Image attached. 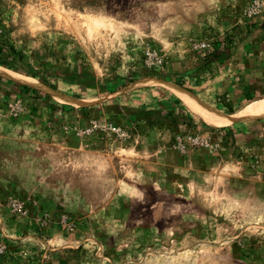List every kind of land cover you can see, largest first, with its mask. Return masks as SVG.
Returning <instances> with one entry per match:
<instances>
[{
  "label": "rangeland",
  "instance_id": "obj_1",
  "mask_svg": "<svg viewBox=\"0 0 264 264\" xmlns=\"http://www.w3.org/2000/svg\"><path fill=\"white\" fill-rule=\"evenodd\" d=\"M0 46V264H264V0H0Z\"/></svg>",
  "mask_w": 264,
  "mask_h": 264
},
{
  "label": "crops",
  "instance_id": "obj_2",
  "mask_svg": "<svg viewBox=\"0 0 264 264\" xmlns=\"http://www.w3.org/2000/svg\"><path fill=\"white\" fill-rule=\"evenodd\" d=\"M39 84V83H38ZM146 84V79H141V80H138V81H135V82H133V83H131L130 84V86L132 87V88H135L134 90L136 91L135 92V94H139L138 96H140V95H142L141 93H140V91H145V85ZM41 87H43L42 85H37V87H35V88H41ZM170 90L175 94L174 96V98L175 99H180L181 100V102H182V104H183V106H184V108L186 109V112L188 111V107L186 106V104L184 103V101L179 97V93L178 92H180V93H182V94H184V95H187V97H188V95H190L191 97H193L191 94H189V93H187V92H185V91H182V90H180V89H178V88H170ZM134 93V92H133ZM145 93V92H144ZM55 95H57V94H55ZM58 97H60L59 95H57ZM60 98H63V97H60ZM196 101H198L195 97H193ZM72 102H80L81 101V99H70ZM264 99H261V100H254V101H252V102H249L247 105H246V107H245V113H248L251 117H253V118H264V117H260V116H258L257 114H255L258 110V108H261V106H263V103H264V101H263ZM258 101H260V102H258ZM199 102V101H198ZM255 102H258V103H255ZM200 103V102H199ZM201 104V103H200ZM202 105V104H201ZM202 106H204V105H202ZM250 106H254V107H250ZM205 108H207L208 110H210L208 107H206V106H204ZM166 108V110H169L170 112H175V109H173L169 104L167 105V107H165ZM188 108V109H187ZM190 111H191V109H189ZM193 112V111H192ZM210 112L214 115V117H215V119H216V121H217V124L218 125H213V126H226V125H229L230 123H232L234 120H236V114H233V115H229V116H223V115H221V114H218V113H216V112H213V111H211L210 110ZM235 112V111H234ZM234 112H232V113H234ZM195 115H197V116H199L203 121H205L200 115H198L197 113H195V112H193ZM232 113H230V114H232ZM206 122V121H205ZM210 124V123H209Z\"/></svg>",
  "mask_w": 264,
  "mask_h": 264
},
{
  "label": "bare ground",
  "instance_id": "obj_3",
  "mask_svg": "<svg viewBox=\"0 0 264 264\" xmlns=\"http://www.w3.org/2000/svg\"><path fill=\"white\" fill-rule=\"evenodd\" d=\"M0 74L4 77H13V74L11 72H9L8 70L0 67ZM16 78H18L20 81H22L23 83L27 84V85H32V86H37L38 84L32 80L29 79L27 77L21 78L19 76H15ZM37 84V85H36ZM179 97L184 101V103L186 104V106L191 109V111L197 113L198 115H200L207 123L213 124V125H218L217 121L214 117V115L210 112V110H208L207 108H205L204 106H202L198 101H196L193 97H191L190 95H184L180 92H178ZM264 101V100H263ZM260 102V101H258ZM255 102V103H258ZM250 107H254V106H250ZM258 111L255 113L260 117H264V103L263 106H261V108L257 109Z\"/></svg>",
  "mask_w": 264,
  "mask_h": 264
},
{
  "label": "trees",
  "instance_id": "obj_4",
  "mask_svg": "<svg viewBox=\"0 0 264 264\" xmlns=\"http://www.w3.org/2000/svg\"><path fill=\"white\" fill-rule=\"evenodd\" d=\"M10 52H12V49H10ZM211 57H214L215 56V53H211L210 55ZM0 65H2L3 67H6V68H10L8 62H6L4 60V55H3V48L2 46H0ZM24 90H29V87H23ZM246 101H252V99L250 97H248V95H246L245 97ZM225 106V105H224ZM227 107V106H226ZM227 113H232L233 112V108L232 107H228L227 109Z\"/></svg>",
  "mask_w": 264,
  "mask_h": 264
},
{
  "label": "built area",
  "instance_id": "obj_5",
  "mask_svg": "<svg viewBox=\"0 0 264 264\" xmlns=\"http://www.w3.org/2000/svg\"><path fill=\"white\" fill-rule=\"evenodd\" d=\"M109 129H110L111 131H114V132H118V131H119V129H116V128H114V127H109Z\"/></svg>",
  "mask_w": 264,
  "mask_h": 264
}]
</instances>
